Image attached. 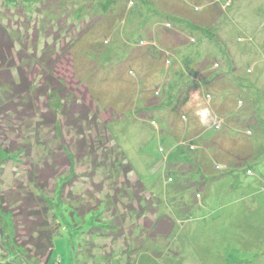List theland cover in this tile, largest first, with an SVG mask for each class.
Wrapping results in <instances>:
<instances>
[{
    "label": "rangeland",
    "instance_id": "obj_1",
    "mask_svg": "<svg viewBox=\"0 0 264 264\" xmlns=\"http://www.w3.org/2000/svg\"><path fill=\"white\" fill-rule=\"evenodd\" d=\"M0 20L64 83L0 91V264H39L23 197L59 227L49 264H264V0H0ZM78 82L95 123L63 114Z\"/></svg>",
    "mask_w": 264,
    "mask_h": 264
},
{
    "label": "trees",
    "instance_id": "obj_2",
    "mask_svg": "<svg viewBox=\"0 0 264 264\" xmlns=\"http://www.w3.org/2000/svg\"><path fill=\"white\" fill-rule=\"evenodd\" d=\"M178 39V37H177ZM16 49V39L13 35V31L10 27H7L4 25L3 21L0 20V91L2 92H15L18 94L16 97H21L20 94H32L33 91V72L38 68L40 71H42V83L37 87V89L33 91V93H36L35 99L38 100L40 97L46 95L47 96V90L49 87H52L53 91H61V86L64 84L62 79L58 78H52L50 73L47 72V68L45 67V61L43 58L37 60L36 63L32 64L31 60L28 59L27 50L23 52H14ZM66 51L60 53L57 57L60 63L63 60V55L67 54ZM25 54V55H24ZM18 56V59L23 62L22 65L20 63L16 62V58ZM24 57L26 60H24ZM32 56H30L31 58ZM56 57V58H57ZM32 59V58H31ZM56 60H54L55 62ZM31 63V64H30ZM51 63V62H50ZM48 63V64H50ZM17 76V77H16ZM36 76V74H35ZM217 78V77H216ZM16 79L17 82L15 81ZM36 79V77H35ZM34 79V80H35ZM33 83V84H32ZM45 84H47V88H42ZM76 85L82 86L84 88V95H88V91L86 87H83L80 82L76 83ZM195 86V85H194ZM198 88V87H197ZM195 87H189L184 94H182L179 98V104L182 103V105L187 104L190 101L191 94L194 92H197L198 89ZM43 92V93H42ZM15 95H11V97H14ZM183 98L181 99V97ZM89 98H87L88 103L86 102H80V99L78 102L73 101L70 103V106L65 105L63 114L67 119L73 120L75 118V115L78 114V116L85 118L89 121H95L97 120L98 115L100 114L98 109L94 108L93 101L91 99V96L88 95ZM75 100V99H74ZM92 102V103H91ZM16 103L11 102L10 104H7V106L3 107V104H0L1 111L4 110L7 111H16ZM72 109L70 112L72 115L70 116L68 114L69 110ZM77 116V117H78ZM78 117V118H79ZM47 119V117H45ZM51 125V122H50ZM83 150L84 144L80 143L79 145ZM82 151V150H81ZM82 153V152H80ZM68 161V160H67ZM69 162V161H68ZM67 164V162L65 163ZM51 172L48 174V171L39 170L38 172V181L40 184V189L44 190V187L46 186L44 183L48 182L50 179H52L55 174L54 169L49 167ZM126 173H128V168H126ZM134 186H138L139 190H143L144 187L142 183L139 181L138 183H135ZM63 187V186H62ZM24 198V197H23ZM22 198V203L17 205V210L12 212V216L14 219V229L17 233L20 230H23L24 237H26V245L30 246L29 252L33 250L34 254L31 255L30 259L33 260V262L39 263V264H49V261L53 255L54 251V238L57 236L59 232V227H53V225L48 221V209L47 206L41 205V204H34L33 200L30 197H26L25 199ZM18 216V221L16 220ZM172 228H169L168 232H171ZM19 234V233H18ZM19 237H21L19 235ZM18 240H20L18 238ZM13 245L15 246V242H13ZM19 249H24L25 246L20 245L18 242V245L15 246ZM42 258L44 259L42 261ZM41 260V261H40Z\"/></svg>",
    "mask_w": 264,
    "mask_h": 264
},
{
    "label": "crops",
    "instance_id": "obj_3",
    "mask_svg": "<svg viewBox=\"0 0 264 264\" xmlns=\"http://www.w3.org/2000/svg\"><path fill=\"white\" fill-rule=\"evenodd\" d=\"M205 19V18H204ZM263 27H264V22H263ZM239 28V31L241 33H244L245 34V37H243V42L250 46L251 48H253L255 45H254V37L257 33H259V29H261V27L259 28V26H257V24L255 23H251V24H248V25H243V27H238ZM261 31V30H260ZM264 33V30L261 31V34ZM241 37V36H240ZM262 44H264V40L263 42H261ZM255 47H258V46H255ZM254 49V48H253ZM254 51H257V50H254ZM252 59V58H251Z\"/></svg>",
    "mask_w": 264,
    "mask_h": 264
},
{
    "label": "clouds",
    "instance_id": "obj_4",
    "mask_svg": "<svg viewBox=\"0 0 264 264\" xmlns=\"http://www.w3.org/2000/svg\"><path fill=\"white\" fill-rule=\"evenodd\" d=\"M198 117L201 125L207 126L209 121L213 119L212 113L208 108H202L194 113Z\"/></svg>",
    "mask_w": 264,
    "mask_h": 264
}]
</instances>
